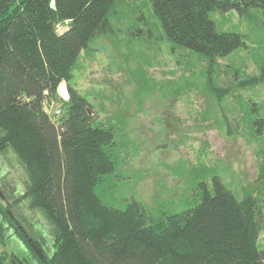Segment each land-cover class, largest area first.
<instances>
[{
	"label": "trees",
	"instance_id": "obj_1",
	"mask_svg": "<svg viewBox=\"0 0 264 264\" xmlns=\"http://www.w3.org/2000/svg\"><path fill=\"white\" fill-rule=\"evenodd\" d=\"M120 2L0 0V157L14 152L26 174V191L15 192L20 196L13 208L28 202L54 230L51 257L39 264H264L258 245L264 229L261 200L252 192L240 198L217 172L211 173V186L201 175L192 206L161 221L136 199L118 209L99 194L106 177L117 171L118 142L112 128L96 122L93 106L71 83L81 54L96 38L115 33ZM148 3L172 52L198 54L210 66L245 47L240 34L216 28L213 12L264 13V0ZM64 82L67 102L57 92ZM263 83L261 66L260 76L240 87ZM57 100L64 109L54 119L46 107ZM245 117L252 137H264V119ZM227 126L233 135L234 127ZM260 171L263 189L264 166ZM7 209L0 203V214L12 225ZM24 243L34 253L25 238ZM31 256L21 262L36 264ZM0 264H11L8 255L0 253Z\"/></svg>",
	"mask_w": 264,
	"mask_h": 264
},
{
	"label": "rangeland",
	"instance_id": "obj_2",
	"mask_svg": "<svg viewBox=\"0 0 264 264\" xmlns=\"http://www.w3.org/2000/svg\"><path fill=\"white\" fill-rule=\"evenodd\" d=\"M118 5L115 33L96 38L81 54L71 83L93 106L96 122L112 128L118 142L117 171L98 188L104 202L125 209L136 199L147 206L153 220H165L194 204L193 187L201 175L211 186V173L217 172L240 198L252 192L260 199L264 219V188L259 187L264 137H252L244 121L245 116L248 121L264 119V83L240 87L260 76L264 66V13L241 17L237 12H213L216 28L240 34L245 47L210 66L198 54L172 52L148 0H121ZM66 29L60 27L58 33ZM63 84L59 89L64 94L57 92L67 102L70 93ZM222 91L228 93L221 100ZM61 100L46 107L54 119L64 109ZM0 172L3 195L25 193L26 174L14 152L0 157ZM0 203L7 207L1 198ZM11 211L16 220H24L20 225L26 234L6 220L12 231L5 233L8 239L0 238V253L8 255L11 264H20L27 255L36 264L41 255L48 261L54 243L50 223L28 202ZM25 237L48 253L39 256L33 248L32 253ZM258 245L264 251V229Z\"/></svg>",
	"mask_w": 264,
	"mask_h": 264
},
{
	"label": "flooded vegetation",
	"instance_id": "obj_3",
	"mask_svg": "<svg viewBox=\"0 0 264 264\" xmlns=\"http://www.w3.org/2000/svg\"><path fill=\"white\" fill-rule=\"evenodd\" d=\"M1 179H3V176H0V180ZM0 198H1V200L5 201L7 203V205H6L7 206L6 208H8L7 209V213L9 215L10 219L12 220L13 225H15V227L18 228L19 232H22L23 234H26L25 231L22 228V225H20L21 223H23L24 220H21V221L16 220V218L12 215V211H11V207H13L12 205H14L18 201V199H19V197L17 196V194L15 193V194H13V196L6 197L5 195H3V192L0 189ZM8 200H12V202H8ZM16 207H18V206H16ZM11 231H12L11 225H9L7 223V221L3 218V216L0 214V238H2V237L5 236V239H8V235L6 236L5 233L6 232H11ZM10 236H12L14 238V235L13 234H10ZM25 239L27 240V237H25ZM9 240L14 241L12 238H10ZM27 242L32 245V247L38 252V254H41L43 252L46 253V251L43 249V246L41 244L38 245L39 242L37 244V246L39 248L41 247L39 251L33 245L31 239L28 238ZM35 242H37V241H35ZM40 259L43 261V256L42 255H41V258ZM18 261H20V260L18 259ZM24 263H27V261H25ZM20 264H23V263L20 262Z\"/></svg>",
	"mask_w": 264,
	"mask_h": 264
},
{
	"label": "built area",
	"instance_id": "obj_4",
	"mask_svg": "<svg viewBox=\"0 0 264 264\" xmlns=\"http://www.w3.org/2000/svg\"><path fill=\"white\" fill-rule=\"evenodd\" d=\"M63 87H66V84H63ZM58 90H60V89L58 88ZM59 92H60V94H62V93L64 94V91L62 92V90H60ZM62 97L63 98H68L66 95H63Z\"/></svg>",
	"mask_w": 264,
	"mask_h": 264
},
{
	"label": "water",
	"instance_id": "obj_5",
	"mask_svg": "<svg viewBox=\"0 0 264 264\" xmlns=\"http://www.w3.org/2000/svg\"><path fill=\"white\" fill-rule=\"evenodd\" d=\"M34 249V248H33ZM34 251L36 252V254H38V252L34 249ZM40 256V254H38Z\"/></svg>",
	"mask_w": 264,
	"mask_h": 264
}]
</instances>
